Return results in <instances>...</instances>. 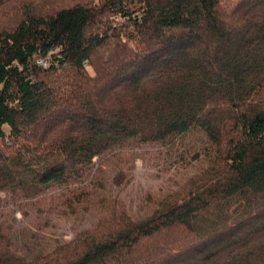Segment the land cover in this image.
Masks as SVG:
<instances>
[{
    "label": "trees",
    "instance_id": "trees-1",
    "mask_svg": "<svg viewBox=\"0 0 264 264\" xmlns=\"http://www.w3.org/2000/svg\"><path fill=\"white\" fill-rule=\"evenodd\" d=\"M194 132L149 213L97 191L110 158L128 185L133 147ZM53 187L95 221L30 251L0 221V264H264V0H79L0 29V202Z\"/></svg>",
    "mask_w": 264,
    "mask_h": 264
},
{
    "label": "rangeland",
    "instance_id": "rangeland-1",
    "mask_svg": "<svg viewBox=\"0 0 264 264\" xmlns=\"http://www.w3.org/2000/svg\"><path fill=\"white\" fill-rule=\"evenodd\" d=\"M77 2L79 0H2L0 29L15 25L25 9L48 14L52 13L53 9ZM199 139V135L194 132L184 140L172 141L165 145H145L143 149L133 147V153L140 154L134 162H131L129 174L132 175V181L128 185L122 182V185L116 186L112 182L115 171L122 170L123 173L126 171V159L110 158L106 164H102L103 171L97 176L98 180L104 183L102 188L97 187V191L120 196L127 203L132 215L149 213L156 206L154 203L156 199L172 190L175 181L181 180L195 168L196 162L191 158V154L200 143ZM125 151H130V148H125ZM159 151L161 154L158 153ZM107 157L109 154L93 158L92 176L97 175L96 168ZM90 178L88 177V180ZM61 190L53 187L43 195L23 198L18 201L22 204L20 206L15 202H0L2 226L6 229V224L11 225L6 231L11 246H16L20 250L22 244H25L28 246V251L45 250L57 243L71 240L79 229L92 225L97 218V214L92 210L84 214L78 211L75 215H66L62 212L68 208L65 204L58 203V200L63 198L57 197ZM65 193L67 194L68 191ZM5 198L6 194L0 192V199Z\"/></svg>",
    "mask_w": 264,
    "mask_h": 264
},
{
    "label": "built area",
    "instance_id": "built-area-1",
    "mask_svg": "<svg viewBox=\"0 0 264 264\" xmlns=\"http://www.w3.org/2000/svg\"><path fill=\"white\" fill-rule=\"evenodd\" d=\"M36 63L41 65V66H46L47 62L44 59H38L36 60Z\"/></svg>",
    "mask_w": 264,
    "mask_h": 264
}]
</instances>
